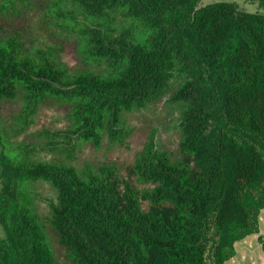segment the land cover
<instances>
[{
	"label": "trees",
	"instance_id": "16d2710c",
	"mask_svg": "<svg viewBox=\"0 0 264 264\" xmlns=\"http://www.w3.org/2000/svg\"><path fill=\"white\" fill-rule=\"evenodd\" d=\"M158 103L179 112L175 152L154 129L122 170L70 164L80 144L124 145L123 116ZM54 104L63 127L30 133ZM0 106V264H225L260 231L263 12L0 0Z\"/></svg>",
	"mask_w": 264,
	"mask_h": 264
},
{
	"label": "rangeland",
	"instance_id": "374dc122",
	"mask_svg": "<svg viewBox=\"0 0 264 264\" xmlns=\"http://www.w3.org/2000/svg\"><path fill=\"white\" fill-rule=\"evenodd\" d=\"M215 1H230L239 6L240 9L247 12H263V8L258 7L257 0H201V4L206 5L208 2ZM66 52L72 55L73 48L69 46ZM69 66H73L72 56H68L65 60ZM8 111L7 106H0V112L6 114ZM68 112L67 108L59 107L54 104L50 110L40 109L36 121L30 127V133H36L43 127L47 126L51 129L62 128L65 122L64 115ZM179 112L177 109L166 106L163 103H158L149 108V111L137 112L134 114H125L123 120L127 129L131 130L130 135L126 138L124 145L110 144L108 139H104L101 148L98 151L90 143L80 144L76 151L74 160L70 161L71 165L82 169L86 164H115L117 168H122L133 161V157L140 150L143 144L148 140V136L152 130L157 129L156 140L162 151L175 152L177 150V143L179 140V133L177 129ZM20 141L26 140L23 134L19 138ZM33 141L40 143L39 139L33 137ZM49 160L47 156L41 158ZM69 163V162H68ZM39 192L45 197H52V192L47 188V185L36 184ZM264 211L261 212V214ZM261 217V215H260ZM264 213L259 221V229L264 232ZM3 231L0 228V236ZM251 236V235H250ZM238 242L235 243V245ZM242 243V242H241ZM234 245V246H235Z\"/></svg>",
	"mask_w": 264,
	"mask_h": 264
},
{
	"label": "crops",
	"instance_id": "0c3cea01",
	"mask_svg": "<svg viewBox=\"0 0 264 264\" xmlns=\"http://www.w3.org/2000/svg\"><path fill=\"white\" fill-rule=\"evenodd\" d=\"M262 220L264 219L262 218ZM261 239L264 241V232L259 231V233L247 236L239 241L234 246L235 255L225 264H264V251Z\"/></svg>",
	"mask_w": 264,
	"mask_h": 264
}]
</instances>
